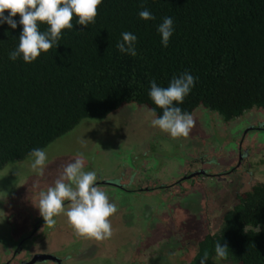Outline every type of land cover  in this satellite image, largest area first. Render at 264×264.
<instances>
[{
	"label": "trees",
	"instance_id": "obj_1",
	"mask_svg": "<svg viewBox=\"0 0 264 264\" xmlns=\"http://www.w3.org/2000/svg\"><path fill=\"white\" fill-rule=\"evenodd\" d=\"M145 9L155 19L142 20ZM97 12L87 27L74 17L58 45L31 64L9 58L23 31L20 16L15 29L0 22V171L128 105L162 115L151 82L167 87L184 72L195 84L175 105L182 112L201 109L225 124L264 113V0H102ZM165 17L173 20L167 47L158 32ZM124 32L137 37L135 57L116 47ZM217 242L227 245V259H216ZM205 251L206 264H264V183L237 195L219 231L198 243L187 264H200Z\"/></svg>",
	"mask_w": 264,
	"mask_h": 264
},
{
	"label": "rangeland",
	"instance_id": "obj_2",
	"mask_svg": "<svg viewBox=\"0 0 264 264\" xmlns=\"http://www.w3.org/2000/svg\"><path fill=\"white\" fill-rule=\"evenodd\" d=\"M192 116L195 124L189 136L173 139L151 126L153 117L147 108L128 105L104 120L83 121L51 144L45 150L43 176L32 171L31 157L0 171V264L4 257H11L27 234L21 223L27 221L29 225V219L39 216L35 206L39 192L54 186L78 153L83 154L86 172L101 168L103 175L115 176L126 170V183L131 188L152 189L155 182L168 187L141 195L114 188L103 190L117 207L110 217L112 236L101 241L83 237L81 242H69L63 249L69 250L70 256L79 255L72 264L189 263L198 243L207 234L219 231L222 220L218 221V217L233 208L237 195L264 183V128L248 131L251 124L264 122V113L246 114L230 124L201 109ZM245 135L247 162L229 177L231 182L224 184L210 178L208 186L197 187L188 196L181 191L190 189L189 181L185 180L181 187L169 185L190 170L189 163L200 159L220 157L222 164L227 159L223 165L236 167L238 144ZM158 229L160 232H155ZM88 241L94 243L92 249Z\"/></svg>",
	"mask_w": 264,
	"mask_h": 264
},
{
	"label": "clouds",
	"instance_id": "obj_3",
	"mask_svg": "<svg viewBox=\"0 0 264 264\" xmlns=\"http://www.w3.org/2000/svg\"><path fill=\"white\" fill-rule=\"evenodd\" d=\"M102 0H0V22L7 23L12 29L17 27L13 17L20 16L23 31L19 37L18 47L9 54L13 61L19 57L26 64L35 61L42 52L47 53L53 45H58L61 33L65 29L73 28V18L77 23L87 27L95 22L98 7ZM8 12L7 17L4 13ZM144 20L155 19L147 9L139 12ZM40 24H47L46 31L39 30ZM161 42L168 46L173 34V20L165 17L158 26ZM137 37L130 32L122 33V41L116 47L122 53L135 57ZM195 84V77L184 72L179 77H173L167 87H160L155 80L151 82L149 96L155 106L162 110L158 116L151 111V126L167 133L173 139L188 137L195 121L191 114L182 112L175 105L183 103ZM31 169L37 175L43 176L47 154L44 149H33ZM214 163V161H210ZM84 157L78 153L74 162L64 167L62 174L55 180L54 186L39 192L38 207L45 224L53 225L55 216L64 214L69 227L77 237L94 238L98 241L112 236V217L117 207L100 187L96 186L97 174L94 171H84ZM69 202L65 209V202ZM227 245L215 244L217 260L228 257ZM71 256L65 258L64 264L71 261ZM208 252L205 251L200 264H206Z\"/></svg>",
	"mask_w": 264,
	"mask_h": 264
},
{
	"label": "flooded vegetation",
	"instance_id": "obj_4",
	"mask_svg": "<svg viewBox=\"0 0 264 264\" xmlns=\"http://www.w3.org/2000/svg\"><path fill=\"white\" fill-rule=\"evenodd\" d=\"M249 116L250 115H248L245 119H247ZM263 128H264V122H260L258 124H255L254 126H252L251 124L248 131L261 130ZM246 135L244 138H242V141L239 142L238 144V150H237L238 165L236 167L229 168L223 165L224 163H227V159H223L222 161L223 164H222L219 160L220 157H215V158H212V160H206V161L203 159H200L199 162L196 161L194 163H189L190 170L185 172L184 176L178 179L177 181L169 182V185L181 187L183 182L189 181L190 183L189 190L191 191L189 190L183 191L184 196H188V195H191V192L195 190L197 187L208 186L207 182L209 181L207 180L210 178H214L219 183H224V184L231 182L232 180H230L229 177L233 176V174L238 169H241V167L243 166V163L247 162L248 150L244 148V146L247 144L246 139L248 136ZM224 154L227 156L230 155L227 152H224ZM210 161H214V163H210ZM247 164L249 165V163ZM100 169L101 168H94V172L97 174L96 186H100L102 190H105L108 188H114V189L127 192V193L136 191L141 195L144 192L148 193V192H151L157 189H165L168 187V186H165V184L159 185L157 182H155V185H154L155 188H152V189H150V187L140 188V187H135V186L131 188V186L127 184L128 182L126 183V179H125L126 170L120 171L119 174L115 176H107V175H103V172L100 171ZM211 170H213L214 172H211ZM133 180L136 181V176H134ZM109 181H112V182H109ZM103 183L105 184L103 185ZM255 185L256 184H254L253 186ZM68 203L69 202L67 201L65 202V209L67 208ZM227 212L228 211H226L222 216L220 215L218 217V221L222 220L225 217ZM54 218H55L54 219L55 223L53 225L44 224L45 221L43 217L41 216V214H39V216L36 219L35 218L29 219V225L27 221L22 222L21 227L24 230H27V234L28 233L29 234L28 235L26 234L21 239V241L18 244V247L16 248L15 251H13L11 257H8L7 259H5L4 257L1 263L2 264L3 263L4 264H31L32 260L35 257L46 256V257H51L52 259H46V260H43L41 262H37L34 264H64L65 258L70 255H68L69 250H64L63 248L67 246L69 242H73L76 239L80 240L81 242L83 237H77L76 235H74L73 229L71 227H70L71 230H69V225L68 223L66 224L67 217L64 214L55 216ZM27 226L28 228L26 229ZM155 232H160V230L158 229ZM148 241H153V240L149 239ZM88 243H89L88 246L90 248L92 244H94L93 242H89V241ZM99 244L102 245L101 243ZM137 244H138V240L136 242V245ZM93 254L97 256L95 252H93ZM78 256L79 255L77 254L72 255L71 256L72 259L71 261L68 262V264L74 263V260Z\"/></svg>",
	"mask_w": 264,
	"mask_h": 264
},
{
	"label": "water",
	"instance_id": "obj_5",
	"mask_svg": "<svg viewBox=\"0 0 264 264\" xmlns=\"http://www.w3.org/2000/svg\"><path fill=\"white\" fill-rule=\"evenodd\" d=\"M46 259H52L51 257H46V256H38V257H35L31 264H34V263H37V262H41L43 260H46Z\"/></svg>",
	"mask_w": 264,
	"mask_h": 264
},
{
	"label": "crops",
	"instance_id": "obj_6",
	"mask_svg": "<svg viewBox=\"0 0 264 264\" xmlns=\"http://www.w3.org/2000/svg\"><path fill=\"white\" fill-rule=\"evenodd\" d=\"M185 174V172L183 173V175ZM21 236V235H20ZM20 236H18V238L20 237ZM14 238V237H13Z\"/></svg>",
	"mask_w": 264,
	"mask_h": 264
}]
</instances>
